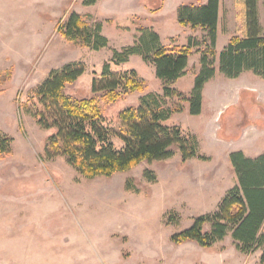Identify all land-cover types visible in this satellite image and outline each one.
<instances>
[{"label":"rangeland","instance_id":"obj_1","mask_svg":"<svg viewBox=\"0 0 264 264\" xmlns=\"http://www.w3.org/2000/svg\"><path fill=\"white\" fill-rule=\"evenodd\" d=\"M160 3L0 0V136L9 139L10 151L0 152V264H261L264 247L243 253L231 234L210 248L194 241H172L197 217L218 211L227 192L238 185L230 155L239 151L234 149L238 146L254 151L253 136L237 142L225 139L215 133L219 125L207 126L184 110L166 124L179 126L190 136L193 128H200L199 154L205 160L184 161L175 147V156L168 160L143 162L112 177L87 179L50 148L48 138L56 129L39 123L42 113L49 114L36 89L52 71L81 63L85 73L65 91L73 100L95 101L111 141L122 149L120 114L138 106L148 93H163V82L153 64L135 55L127 63H112L111 69L126 75L135 71L142 91L119 89L113 101L104 92L94 93L92 83L101 77L113 50L134 44L141 29H154L156 24L162 34L173 31L171 15H150ZM145 6H150L147 12ZM73 13L91 28L102 23L109 46L95 51L71 42L61 26ZM187 81L178 84L180 92ZM206 97L207 103L213 99L211 92ZM151 173L156 177L153 181L148 178ZM210 230L211 225H205L204 231Z\"/></svg>","mask_w":264,"mask_h":264},{"label":"trees","instance_id":"obj_2","mask_svg":"<svg viewBox=\"0 0 264 264\" xmlns=\"http://www.w3.org/2000/svg\"><path fill=\"white\" fill-rule=\"evenodd\" d=\"M98 0H85L86 5ZM246 25L241 36L231 39L219 57V70L227 78H237L245 71H253L264 77V28L259 23L258 0H243ZM219 0H208L203 5H182L178 9V21L183 26L201 28L205 34L201 40L191 37L185 47L167 48L160 35L152 28L140 30V36L132 45L114 49L112 59L104 64L100 78L92 83L94 93L104 92L110 100H116L119 89L125 93L143 90L137 81V73H116L111 64L127 63L132 56H141L145 63L153 64L156 76L163 82V93L151 92L141 97L138 106H131L120 114L124 126V147L117 149L111 141V133L104 126L94 100H73L65 91L75 83L86 68L81 63H71L61 70L51 72L37 89L36 95L48 109V116L41 114L40 125L56 129L48 138L50 148L58 150L68 163L83 177L95 179L112 177L127 172L143 162L164 161L175 156L177 147L184 161L192 158L206 159L199 154V142L195 135H185L179 126L166 124L174 114L182 113L186 102L191 115H200L203 107V90L217 70V26ZM64 35L74 44L99 51L109 46V38L103 34L102 23L93 28L78 14L73 13ZM196 48L201 52V67L192 91L186 96L172 85L185 76L189 57ZM9 76V73H7ZM7 79V78H6ZM4 83V78L2 80ZM173 98L179 103L171 104ZM6 137L0 136V152L10 153ZM238 185L230 189L222 199L218 211L197 217L194 224L177 235V244L194 241L210 248L231 234L234 243L243 253L264 247V153L256 158L247 157L242 151L231 153ZM155 180L154 174H149ZM210 231H204L205 225ZM264 264V253L261 257Z\"/></svg>","mask_w":264,"mask_h":264},{"label":"crops","instance_id":"obj_3","mask_svg":"<svg viewBox=\"0 0 264 264\" xmlns=\"http://www.w3.org/2000/svg\"><path fill=\"white\" fill-rule=\"evenodd\" d=\"M160 2L156 9L153 8L154 6L151 8L154 10H150V15L152 18L153 16L168 18L171 15L173 31L167 29L162 34L156 30V24H152L167 48L185 47L191 37L198 38L205 34L201 28L181 25L178 21V9L182 5H203L208 0H160ZM146 6L144 9L147 12L150 6L148 8ZM258 18L260 25L264 28V0H258ZM245 25L246 10L243 0H219L217 70L214 78L204 87L202 112L196 116L202 118L207 126L216 128L219 125L215 133L223 134L225 139L237 142L253 136L254 151L243 146L234 149L242 151L247 157L256 158L264 153V77L253 71H245L237 78H227L220 72L218 65L221 52L229 45L232 38L242 35L238 29L243 30ZM200 62L201 52L194 48L189 57L185 76L174 84L176 89L178 84L187 78V88L181 91L188 94L192 91L196 75L201 67ZM210 92L213 99L207 103L206 95ZM186 111L189 113V106L185 108ZM199 131L200 128L197 127L192 129V134L197 137L198 142L201 141ZM258 144L263 146L259 147Z\"/></svg>","mask_w":264,"mask_h":264}]
</instances>
